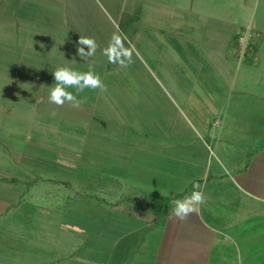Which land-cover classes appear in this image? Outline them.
I'll return each mask as SVG.
<instances>
[{
	"label": "crops",
	"instance_id": "1",
	"mask_svg": "<svg viewBox=\"0 0 264 264\" xmlns=\"http://www.w3.org/2000/svg\"><path fill=\"white\" fill-rule=\"evenodd\" d=\"M154 54L178 118L118 117L110 62ZM65 64L102 86L54 103ZM0 264H264V0H0Z\"/></svg>",
	"mask_w": 264,
	"mask_h": 264
},
{
	"label": "rangeland",
	"instance_id": "2",
	"mask_svg": "<svg viewBox=\"0 0 264 264\" xmlns=\"http://www.w3.org/2000/svg\"><path fill=\"white\" fill-rule=\"evenodd\" d=\"M122 27H125L124 22H122ZM118 56L122 59L121 55ZM121 59H114L110 62V74L103 79L109 102L113 104V110L117 116L127 117V114L129 116L131 114L132 120L137 121L141 118L149 126L154 124L158 117L165 121L178 118L172 106L168 104L169 95L166 89L172 91L169 83L172 76L168 71L174 68L187 70V62H181V66H173L175 61L169 59L168 62L164 60L165 58L156 57V54L154 56L142 55L139 59L133 57L129 61ZM177 75L181 85H187V76L181 73ZM115 103L123 105L114 106ZM128 103H132V107L126 108L125 105ZM158 105L159 107L163 105V107L158 109ZM9 254L12 258L11 253Z\"/></svg>",
	"mask_w": 264,
	"mask_h": 264
},
{
	"label": "clouds",
	"instance_id": "3",
	"mask_svg": "<svg viewBox=\"0 0 264 264\" xmlns=\"http://www.w3.org/2000/svg\"><path fill=\"white\" fill-rule=\"evenodd\" d=\"M79 45L81 47H78L77 51L78 54L81 55L84 53L83 45L89 46V54H93L97 47L95 39L91 37L79 38ZM121 49L122 45L120 44L119 37L114 36L106 54L108 55L109 52L118 53ZM124 53L126 56L129 55L127 52ZM109 59L111 60L110 56ZM52 73L56 83L55 86L50 89L49 96L51 101L56 104H62L65 100L78 102L77 97L72 92L68 91V86L78 85V87L75 88L77 92L83 91L88 87L102 86L98 74L94 73L91 69L87 73H80L75 71L71 66L65 64L58 66ZM81 81H83V83H81ZM196 187L198 188L199 186L197 185ZM202 201V192L193 191L191 195L185 196L183 199H174L171 201L173 213L176 217L183 220L194 210L195 206Z\"/></svg>",
	"mask_w": 264,
	"mask_h": 264
},
{
	"label": "built area",
	"instance_id": "4",
	"mask_svg": "<svg viewBox=\"0 0 264 264\" xmlns=\"http://www.w3.org/2000/svg\"><path fill=\"white\" fill-rule=\"evenodd\" d=\"M250 37H251V35H250ZM243 39H244L243 36H239L238 41H239L240 45L242 44V45H244V48L246 47V49L251 50L253 47L248 43L245 44V42H244L245 40H243Z\"/></svg>",
	"mask_w": 264,
	"mask_h": 264
}]
</instances>
